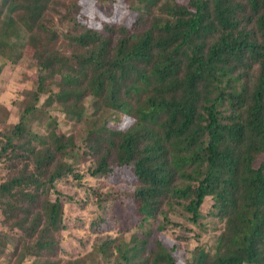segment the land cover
<instances>
[{"label": "trees", "instance_id": "trees-1", "mask_svg": "<svg viewBox=\"0 0 264 264\" xmlns=\"http://www.w3.org/2000/svg\"><path fill=\"white\" fill-rule=\"evenodd\" d=\"M126 3L131 24L97 28L79 3L0 0V58L16 63L33 45L39 70L18 122L0 130L2 225L20 231H0V255L12 244L18 264H85L58 258L67 224L56 184L80 182L89 160L113 185L130 175L138 214L128 239L96 246L103 264H264V0ZM41 96L79 129L63 130ZM122 116L133 119L124 129ZM208 198L224 227L213 251L179 263L162 233L178 219L200 224Z\"/></svg>", "mask_w": 264, "mask_h": 264}, {"label": "rangeland", "instance_id": "rangeland-1", "mask_svg": "<svg viewBox=\"0 0 264 264\" xmlns=\"http://www.w3.org/2000/svg\"><path fill=\"white\" fill-rule=\"evenodd\" d=\"M185 1V0H181ZM79 3L81 11L84 13V21L87 25L101 27L104 22L126 21L133 22L134 14L127 6L126 0H61L59 9L65 12L69 4ZM72 6V5H70ZM54 19L59 21V14L56 12ZM38 47L31 45L23 55L17 59L16 63L0 58V65L3 66L0 74V103L6 109L0 114V130L5 126L18 122L20 114L26 105L28 98L27 91L35 89L39 70L37 59L34 56V49ZM45 96L40 97L38 106L45 110L47 115L56 117L62 129L68 133L74 131L73 120L64 114L58 106H47L44 103ZM41 120H34L32 125L38 131H45V126ZM132 118L121 117L118 127L123 129L131 124ZM1 138V137H0ZM264 159V153L261 156ZM89 161V160H88ZM86 161L79 167L83 174V179L78 182L72 177H65L56 184L57 190L62 194L64 204V220L67 229L62 232V251L58 258L67 260L69 258H86L85 264H103L102 257L96 250V246L110 238L124 237L128 239L130 234L135 231L132 224L138 220L137 210L131 197V185L125 180L130 179L128 173L121 174L124 181L118 185H113L110 178L97 177L90 172L91 163ZM10 173V168L3 161H0V182ZM122 179V180H123ZM122 190L119 199L116 194L102 199L108 191ZM102 195V196H101ZM117 201L122 204L117 207ZM212 201L208 198L203 206V218L200 224H193L183 219L181 225L163 231L162 238L167 246L177 245L174 251L179 263L185 262L191 256V252L196 247H203L213 251L216 238L220 234L224 225L215 218L207 215ZM2 211L0 208V231L10 232L13 236H19L20 231H10L2 225ZM95 221L99 225L98 231H94L91 223ZM106 222H109L106 225ZM12 244H9L3 254L0 255V264H18L17 259L11 257ZM92 255H89L91 254ZM28 258L23 264H29ZM81 263H83L81 261Z\"/></svg>", "mask_w": 264, "mask_h": 264}]
</instances>
